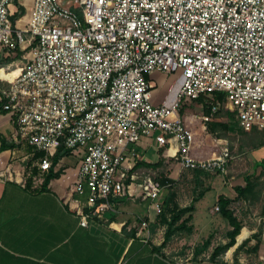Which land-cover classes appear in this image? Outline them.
Returning <instances> with one entry per match:
<instances>
[{"label":"built area","instance_id":"1","mask_svg":"<svg viewBox=\"0 0 264 264\" xmlns=\"http://www.w3.org/2000/svg\"><path fill=\"white\" fill-rule=\"evenodd\" d=\"M13 2L0 0V61L23 53L16 74L0 67L2 108L15 116L14 138L42 152V171L60 147L82 152L69 190L90 188L88 210L75 206L83 225L124 192L162 211L158 168L137 166L145 138L182 168L228 172L225 140L216 155L193 154L197 115L185 124L184 100L208 96L205 130L222 106L245 128L264 127V0H34L23 26ZM155 71L181 79L174 100L155 101Z\"/></svg>","mask_w":264,"mask_h":264},{"label":"crops","instance_id":"2","mask_svg":"<svg viewBox=\"0 0 264 264\" xmlns=\"http://www.w3.org/2000/svg\"><path fill=\"white\" fill-rule=\"evenodd\" d=\"M33 3L34 0H14L11 18L15 26L25 24L23 16H26ZM22 53L23 48H19L13 54L2 57L0 67L4 66L7 72L16 74L20 69ZM169 76L159 71L147 74L153 83L157 80L154 83L155 101L161 100L160 89ZM7 84L8 81L0 79V88ZM170 86L173 84L168 88ZM204 97L209 100L208 96ZM216 98L219 97L216 95ZM2 103L0 93V264H264V187L258 178L263 168L257 165L264 158V127H244L246 133L260 129L262 138L251 148L252 170L243 174L242 178L235 179L234 175L228 177V172L184 168V175H189L187 179H191V175L195 185L203 184L200 177L202 174L217 172L224 178L228 177V180L224 179V187L207 184L197 190L185 178L192 190L189 198H186L188 193L176 188V174H163L164 180H160L164 188L159 196L163 209L160 213L156 212L152 199H141L137 195L133 198L124 192L122 195H111V207L103 210L100 215L89 217L88 224L83 225L75 206L88 210L90 188L84 184L82 192L70 194L69 190L72 173L82 152L61 156L49 171H42L38 165V157L42 152L26 140L14 138L15 116L3 109ZM223 107L207 123L209 133L216 132L217 128L222 129L225 135L235 133L229 129L227 113L218 115ZM227 110L234 111L229 108ZM180 114L185 124H189L190 119L187 122L181 110ZM201 124L203 129L204 123ZM146 145L143 141L139 147L141 160L155 163L161 157L157 155V148L163 147H158L156 143L155 156H152L148 153L152 144ZM195 150V156L206 158L201 156L205 150ZM253 152L256 154L252 155ZM230 162L231 159L228 171ZM162 166L163 163L157 167L158 170ZM141 167L154 168L146 165ZM50 172L57 175L49 181L48 189H42L43 181ZM159 172L161 178L162 172ZM68 173L71 174L70 178ZM248 181L256 183V191L241 194L238 187H245ZM212 188L216 189L214 203L212 207L201 211L197 202ZM221 197L230 199L228 206L242 227L230 247L214 254L218 245L230 240L228 231L233 228L220 208ZM258 201L262 202L261 215L255 222L250 217V211H255ZM192 203L193 210L185 212L178 221L181 222V228L162 245L168 225L161 213L165 211L169 214L177 205L185 207ZM143 219L147 220V228L140 226ZM243 229L245 236L239 239ZM258 238L261 243L259 249L254 251ZM244 240L247 242L242 244ZM205 244L208 246L205 247ZM238 246L240 248L236 251Z\"/></svg>","mask_w":264,"mask_h":264},{"label":"rangeland","instance_id":"3","mask_svg":"<svg viewBox=\"0 0 264 264\" xmlns=\"http://www.w3.org/2000/svg\"><path fill=\"white\" fill-rule=\"evenodd\" d=\"M154 83L156 84L157 80H154ZM181 83V79L178 77V75H170L169 78L166 80L164 87H161L160 89L159 98L162 100L166 97V100L168 102L174 100L181 87ZM170 84H173V88L169 91L168 86ZM197 101V99L184 100L180 105V110L183 111L182 115L187 122L193 114L197 115L191 125L193 126V130L195 131V144L193 150H205L204 152L202 151L201 155L204 157L212 156L214 153L216 155V153L220 151V143L218 142L219 137H221L223 140L225 139V142L229 146V150L232 156L227 176L230 177L231 175H234L235 179L242 178L243 174L252 170V163L250 161V150L252 147H254L253 145H255L260 140V138H262L261 130L253 129L248 133L244 132V126L240 124L236 113L234 111L227 110V108L223 107V109L220 110L221 113H219L218 115H225L227 113V122L229 125V129L231 132L235 133H229L225 135L223 133V130L220 128H217L216 132L212 133L210 131L209 133V131H206L207 129L205 130L201 128V123H203V121L200 118V115L203 114V109L201 103ZM144 141L147 143L146 146H148V143L149 145H154V147L151 145V150H149L148 153L152 156H155L156 142L154 140L152 141L151 138H145ZM157 152V155L159 157H164L163 166L159 170L166 176L170 172H172L173 174L175 173V176L177 177L176 188H179V190L181 191H186L188 193L186 198H189L188 195H190L192 191L191 187L189 186H191V184H193V186L195 185L193 177H191L190 175V178L193 181L189 178L187 179L186 177H188L189 175H184V173H186V169H181L176 159L164 156V149L162 151L160 148H157ZM255 154L256 152L252 153V155ZM224 176H226V174ZM200 177L202 178L201 180L203 181V184H196V190L198 188L206 187L207 184L214 185L218 188L224 187L226 185L224 179L228 180V177L224 178L223 175L217 172L202 174L200 175ZM185 178L186 181H189L191 184H186ZM258 178L260 181V185L264 187V173H260ZM215 192L216 189L212 188L211 190L207 191L205 196L197 202V205L199 206L201 211H205V208L208 209V207H212L214 203ZM258 203L259 204L256 205L255 211H250V217L255 222H257V218L261 215L262 202L258 201ZM244 236L245 235H243V237Z\"/></svg>","mask_w":264,"mask_h":264},{"label":"trees","instance_id":"4","mask_svg":"<svg viewBox=\"0 0 264 264\" xmlns=\"http://www.w3.org/2000/svg\"><path fill=\"white\" fill-rule=\"evenodd\" d=\"M217 97L221 98L222 94H218ZM197 100H198L197 102H200L202 104V109H203L204 113H209L210 109H211V105H209L210 104L209 100H207V98H205L204 96H200ZM181 113L183 114L182 110H181ZM262 134H263V137H264V132ZM163 149H164V147L161 148L162 151H163ZM70 153H71L70 149H65L63 147H60L58 149V151L55 153V155L53 156V158H52L53 159V163H55L61 156L69 155ZM163 160H164L163 156H161L155 163L146 162L145 160H139V162L137 163V166L146 165V166H151V167L157 168L158 166L162 165ZM257 165H261L262 166L263 170H262L261 174L264 173V158ZM56 175L57 174L54 173V172H50L48 175H46L41 188L45 189V190L48 189L49 181ZM161 176L162 177L160 179L164 180L163 173H161ZM129 180H130V178L127 179V181L125 182V185H126V183H128ZM238 189H239L241 194L246 195V194H249V193H251L253 191H256V183H252V182L248 181L245 187H238ZM219 202H220V205H221L220 208L222 210L223 215L228 218V220L231 223V225H233V228L228 231V235L230 237V240L228 242H226L225 244L218 245L214 249V254H217V253H219L221 251H225L228 247H230L235 242L236 235L240 232L241 227H242L241 222L234 215V211L232 209H230L229 206H228L229 203H230V199H223L221 197ZM193 208H194V204L193 203L191 205L185 206V207H179L177 205L175 208L170 210L169 214H167L165 211H163L161 213V214H163L164 222H166L167 225H168L167 230H166V234H165V240L163 241L162 245H165L166 242L171 237V235L177 229L181 228V222L178 223V221L182 218V215L185 212H187V211L193 210ZM188 218L190 219L191 215H189ZM243 232H244V229L239 234V239L243 235ZM246 242H247V240H244L242 242V244H244ZM260 243H261V239L258 238L256 244L253 247L254 251H257L259 249ZM207 246H208V244H205V247H207ZM240 246L237 247L236 251H238Z\"/></svg>","mask_w":264,"mask_h":264}]
</instances>
